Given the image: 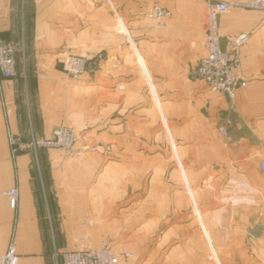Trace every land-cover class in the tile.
Masks as SVG:
<instances>
[{
    "label": "crops",
    "instance_id": "1",
    "mask_svg": "<svg viewBox=\"0 0 264 264\" xmlns=\"http://www.w3.org/2000/svg\"><path fill=\"white\" fill-rule=\"evenodd\" d=\"M107 1L119 14L120 0H0V36L18 48L16 75L0 71V257L13 243L18 264H56V250L107 242L117 264H264V12L220 17L222 48L247 81L230 99L191 77L207 53L206 0H125V36ZM155 5L167 13L162 27L149 16ZM244 32L251 38L232 50L229 38ZM66 53L94 58V74L68 77ZM61 125L100 147L12 153L10 134L49 138ZM157 129L179 144L175 171L200 222H127L144 207L119 217L152 169L164 189L146 197L167 198L172 158L160 146L152 153ZM190 228L194 238H183Z\"/></svg>",
    "mask_w": 264,
    "mask_h": 264
},
{
    "label": "built area",
    "instance_id": "2",
    "mask_svg": "<svg viewBox=\"0 0 264 264\" xmlns=\"http://www.w3.org/2000/svg\"><path fill=\"white\" fill-rule=\"evenodd\" d=\"M206 43L207 53L200 60L198 65L191 71L193 79L202 80L210 90L223 92L230 99L237 97L238 90L247 86L236 70L240 63L232 57L230 52L222 48V32L220 17L235 9H251L264 12V0H206ZM167 15L163 7L155 5L149 16L158 22L162 27L161 20ZM251 34L244 32L229 38L232 50L243 46ZM94 58L75 53H66L63 58V71L68 76L79 77L85 73L95 72ZM18 68L17 46L0 36V71L6 78L14 77ZM232 124L227 120L220 126L222 134H227L228 127ZM80 134L72 127L61 125L54 128L52 136L40 138L32 135L30 140L24 141L21 138L10 134L12 153L17 155L29 151L37 155L40 148H60L67 151L73 150ZM260 168L264 171V160L260 162ZM12 206L17 205L18 190L16 188L7 192ZM129 256V254H126ZM56 264H117L119 255L107 243L103 242L99 248H76L72 250H56ZM19 255L16 246L12 243L8 250L0 257V264H18Z\"/></svg>",
    "mask_w": 264,
    "mask_h": 264
},
{
    "label": "rangeland",
    "instance_id": "3",
    "mask_svg": "<svg viewBox=\"0 0 264 264\" xmlns=\"http://www.w3.org/2000/svg\"><path fill=\"white\" fill-rule=\"evenodd\" d=\"M108 8L110 12L115 16V11L107 1ZM117 11L120 15L126 17V3L125 0H120L119 3L116 5ZM116 14L115 18H118V24H115L114 29L118 32L119 35H124L126 31V27L123 25L121 16ZM126 19V18H125ZM123 32V33H122ZM125 36V35H124ZM86 74V73H85ZM84 75V74H83ZM68 76V75H67ZM82 76V75H81ZM71 78H78L73 76H68ZM80 77V76H79ZM81 138L77 141V144H80L82 147H86L87 149H98L100 146L95 145V142L91 140L90 136L85 133H79ZM179 145L178 143H176ZM173 138L171 135L166 134V136H161L158 132V129L155 133H152L151 136V145H152V153L160 148H166V153L170 158H172V162H170V166L167 168V172L165 173V188L167 190V198L162 197H151L148 198V191H155L153 193L158 195L160 190L164 189L163 183L155 182L154 181V170L152 169V173L150 176L149 183L146 184V192H142L140 195L141 198H134V199H126L125 204L120 203L119 207V217H122L121 214L126 211L127 207H131L135 210H141L144 207L146 211L144 214H133L127 215V222L128 223H155L160 222L166 225L172 224H194V222H200V216L196 214L194 209V200L190 195V188L185 181V178L182 174L181 168H179V172L175 171V145ZM102 152L108 153L109 148L103 147ZM170 161V160H169ZM178 166V165H177ZM176 192L182 193V198L176 199L173 197V194ZM180 202V203H179ZM149 208V211H147ZM137 213V212H136ZM130 218V219H129ZM180 234L183 235V238H194V228L190 229H183Z\"/></svg>",
    "mask_w": 264,
    "mask_h": 264
}]
</instances>
